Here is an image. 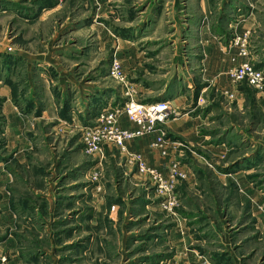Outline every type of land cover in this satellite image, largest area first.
<instances>
[{
    "label": "rangeland",
    "instance_id": "obj_1",
    "mask_svg": "<svg viewBox=\"0 0 264 264\" xmlns=\"http://www.w3.org/2000/svg\"><path fill=\"white\" fill-rule=\"evenodd\" d=\"M249 15L244 59L264 69V0H0V264H264V92L197 90L162 128L165 157L92 131L113 111L134 130L125 106L160 101L145 98L170 66L203 83L198 23Z\"/></svg>",
    "mask_w": 264,
    "mask_h": 264
},
{
    "label": "crops",
    "instance_id": "obj_2",
    "mask_svg": "<svg viewBox=\"0 0 264 264\" xmlns=\"http://www.w3.org/2000/svg\"><path fill=\"white\" fill-rule=\"evenodd\" d=\"M253 13V12H252ZM251 13V14H252ZM230 17V16H229ZM226 24L225 26H214L211 27V29L204 24L198 23L199 28V42L197 43V53L202 54L200 56L194 57L195 61H200V64L198 66L199 69H202V76L200 78L203 81V83L195 86V73L188 72V69L191 68L190 64H187V66H183V68L180 67V70H183L184 72V77L182 78V81H180L178 84L176 82V73H177V67L175 66L173 69V66H170L168 69V79L165 80V85H158L152 87L153 90H149V92H152L153 98H149L148 95L147 100H153L155 102L156 99H160V101H170L172 104V107H180V109L185 110V109H192L194 105L196 106L197 102H191V103H186L188 100H192L193 96L196 95L197 90L199 91V97H204L205 95L209 92V86L212 88H215L218 90H233L231 80L229 77L230 70L234 69L235 67L239 66L240 63H244L245 59L241 58L238 53V49L234 48L231 46L230 42H225L224 38L228 36V33L231 32L232 37L234 36H240L242 35L246 30V28H254L256 26V21L254 18V15H249L247 19L241 21L240 19L238 20L239 22L234 25L230 26L229 25V20L228 17L226 19ZM260 23V22H259ZM227 24H228V30H227ZM197 26L194 25V29ZM259 27V24H258ZM212 28L214 30L218 29H223V32L225 36L217 35V37H213V33L216 34L214 31L212 32ZM196 30V29H195ZM229 31V32H228ZM187 43V42H186ZM186 61V58H185ZM204 69V70H203ZM204 73V74H203ZM143 76V75H142ZM209 80H213L215 83H211ZM209 83V84H207ZM185 86H187L185 88ZM224 87V88H223ZM158 101V102H160ZM184 101H186L184 103ZM186 105V106H184ZM183 107V108H182ZM198 107V105H197ZM179 109V108H178ZM197 117V120H191L188 122V120H184L183 122L178 123V136L186 135L187 133L193 131V128H196V126H205L206 125V120L199 119ZM122 124L124 127H129V123L127 122L126 118H123ZM171 126H175V124H171ZM136 127L134 126V129ZM194 135V134H193ZM177 136V137H178ZM158 137V133H153L151 135L145 136L142 138L143 140H140L138 143H134L132 146V151L134 152H145L147 153L150 145L156 140ZM180 137V138H181ZM191 147L193 145H197L198 142H202L200 139H197L196 137L192 136L191 139H185ZM192 143V144H191ZM193 148H196L193 146ZM218 147H214L212 150V146L207 144L206 149L208 150V157H211V155L217 157V153H219ZM151 149V148H150ZM151 158V157H150ZM151 164L155 162V160L150 161ZM161 162V161H160ZM158 164L159 162H155Z\"/></svg>",
    "mask_w": 264,
    "mask_h": 264
},
{
    "label": "built area",
    "instance_id": "obj_3",
    "mask_svg": "<svg viewBox=\"0 0 264 264\" xmlns=\"http://www.w3.org/2000/svg\"><path fill=\"white\" fill-rule=\"evenodd\" d=\"M231 46L237 48L240 57L248 59L250 57V44L248 36H235ZM119 61H114L112 76L118 77L120 70ZM115 77V78H116ZM229 77L231 84L236 89L248 88L258 92H264V69H258L252 62H245L234 69L230 70ZM230 100L233 101L235 94L229 95ZM172 104L169 101H160L152 104L142 105L134 99L125 106V114L129 121L136 127L134 130H120L116 127L118 112H108L102 115L96 127L92 130L94 136H108L123 153H127L126 144L135 139H142L145 136L153 133H158L156 140L150 145L152 150H157L162 156H169V149L166 147V134L162 130L163 126L167 124L170 115H172ZM132 161L136 162L139 172L152 175L164 187L163 179L153 171L147 170V165L142 156H132ZM132 163V162H131ZM177 166H174V170ZM179 176L174 171L173 179ZM183 177V176H179Z\"/></svg>",
    "mask_w": 264,
    "mask_h": 264
},
{
    "label": "trees",
    "instance_id": "obj_4",
    "mask_svg": "<svg viewBox=\"0 0 264 264\" xmlns=\"http://www.w3.org/2000/svg\"><path fill=\"white\" fill-rule=\"evenodd\" d=\"M258 69H260V68H258Z\"/></svg>",
    "mask_w": 264,
    "mask_h": 264
}]
</instances>
